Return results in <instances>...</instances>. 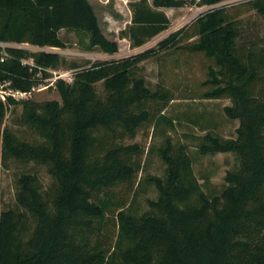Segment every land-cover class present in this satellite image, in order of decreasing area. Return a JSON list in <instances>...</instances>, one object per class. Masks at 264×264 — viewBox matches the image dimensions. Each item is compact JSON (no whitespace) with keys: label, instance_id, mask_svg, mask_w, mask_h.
<instances>
[{"label":"trees","instance_id":"trees-1","mask_svg":"<svg viewBox=\"0 0 264 264\" xmlns=\"http://www.w3.org/2000/svg\"><path fill=\"white\" fill-rule=\"evenodd\" d=\"M187 3L132 1L131 24L122 37L144 45L170 26L161 7ZM247 4L264 17V0ZM237 17L224 6L213 7L158 42L170 48L186 41L184 48L212 59L203 97L231 99L224 110L240 120L234 137L212 130L199 137L201 154L231 151L240 161L217 194L204 190L188 147L170 136L159 146L164 175L148 177L158 196L148 199L147 211L139 214L111 193L121 182L133 183L141 170L140 145L123 140L149 121L174 123L163 113L176 98L172 91L151 90L134 71L156 48L95 62L77 71L72 83L57 80L62 102L10 98L11 104L22 103L20 123L40 140L21 139L3 127L8 107L0 101V162L45 164L53 178L45 187L36 173L20 174L17 208L0 209V264H264V48L239 44ZM62 29L74 31L85 51L119 50L101 30L89 0H0V40L66 47ZM9 50L12 57L0 60V77L12 78L22 90L37 83L38 66L60 64L57 52ZM24 57H32L36 67L23 64ZM99 81L104 94L95 86ZM27 213L32 230L25 224ZM110 213L119 227L114 241L105 231Z\"/></svg>","mask_w":264,"mask_h":264},{"label":"rangeland","instance_id":"rangeland-1","mask_svg":"<svg viewBox=\"0 0 264 264\" xmlns=\"http://www.w3.org/2000/svg\"><path fill=\"white\" fill-rule=\"evenodd\" d=\"M98 17L103 33L119 45L116 53L110 54L100 49L85 51L80 48L78 38L74 31L62 29L61 38L66 42V47H42L24 42L25 48L32 52L46 50L60 54V64L57 67H46L42 70L44 76L54 77V71L72 75L91 67L95 62L123 59L143 53L149 48H156L157 52L139 61L134 71L138 77H144L148 87L155 91L159 88H168L176 97L164 109L168 118L174 123L163 120L159 124L149 121L141 126L134 137H126V144H139L141 148V170L134 182H121L111 189L115 201L127 202L128 206L139 214L147 211L148 199L157 198L158 189L149 181L151 175H164L166 165L159 154V146L172 137L175 142L188 147L193 158V168L203 184L204 190L214 195L219 193L226 185V175L230 170L239 168L240 161L234 152H218L215 154H201L197 147L199 137L207 131H214L224 138L237 135L240 120L230 118L224 108L232 104L229 98L210 99L203 97L210 84L205 83L209 78V66L212 59L204 53L191 52L184 48V43L170 48H162L158 42L166 38L171 32L190 26L199 16L213 7L224 6L231 14L238 15L241 20V37L239 44L246 48L255 46L256 50L264 48V17L251 9L247 4L249 0H223L214 5H203L200 0H187L185 6L161 7L169 17L171 23L168 29L150 38L142 46H133L127 37H122L121 31L131 24V2L136 0H89ZM150 3L153 0H149ZM193 40V39H190ZM188 42V41H187ZM24 61L35 63L32 57H24ZM42 67V66H40ZM48 73V75H45ZM67 78H70V77ZM68 82V81H67ZM73 82V81H72ZM70 82V83H72ZM100 94L105 93L103 81L95 84ZM28 99L38 102L58 100L62 97L56 84L46 88L34 89ZM152 112L156 111V105L150 106ZM22 103L11 104L8 107L4 126L10 127L21 139L30 141L40 140L38 134L20 123ZM23 172L36 173L45 187L52 184L53 178L45 164L36 162L22 163L14 159L0 162V209L17 208V191L19 189V177ZM108 227L105 231L108 238L114 241L118 235L119 227L114 214L107 217ZM25 224L32 230V217L27 213Z\"/></svg>","mask_w":264,"mask_h":264},{"label":"built area","instance_id":"built-area-1","mask_svg":"<svg viewBox=\"0 0 264 264\" xmlns=\"http://www.w3.org/2000/svg\"><path fill=\"white\" fill-rule=\"evenodd\" d=\"M26 45L24 42H15V41H4L0 40V60L5 61L6 59L12 57V54L10 52V48H20V49H26L31 51L28 48H25ZM22 63L25 65H30L31 69L33 67H36L35 63H31L28 61H24L22 58ZM46 67H40L38 66V71L36 72L37 77V83L32 87L31 90H22L20 88H17L13 86V80L12 78H2L0 77V101L5 104V106L9 107L11 106L10 98H13L17 101H21L24 99H28V96L31 95L32 90L36 89H42L46 88L49 85L56 84L57 80L64 79L65 81L72 82L73 78L72 75L69 76V74L54 71L55 75L54 77L44 76L42 74V70H46ZM70 78H67V77Z\"/></svg>","mask_w":264,"mask_h":264}]
</instances>
